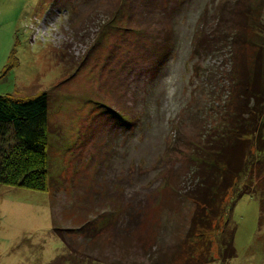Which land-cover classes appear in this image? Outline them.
Here are the masks:
<instances>
[{
    "label": "rangeland",
    "instance_id": "rangeland-1",
    "mask_svg": "<svg viewBox=\"0 0 264 264\" xmlns=\"http://www.w3.org/2000/svg\"><path fill=\"white\" fill-rule=\"evenodd\" d=\"M262 32L264 0H0V94L48 98L46 189L0 184V264H264L257 130L201 226L189 192Z\"/></svg>",
    "mask_w": 264,
    "mask_h": 264
},
{
    "label": "trees",
    "instance_id": "trees-1",
    "mask_svg": "<svg viewBox=\"0 0 264 264\" xmlns=\"http://www.w3.org/2000/svg\"><path fill=\"white\" fill-rule=\"evenodd\" d=\"M262 54L261 47L260 55ZM16 65L17 59L12 52L6 69L9 70ZM241 84L243 101L240 103V114L236 123L231 126L234 138H229L230 134L226 133V140L224 141L222 137L215 149L213 147L204 149L205 156L201 158V162L209 170L204 172L199 188L189 191L190 198L195 203L191 221L194 223L197 220L200 226L206 221L208 211L218 214L219 205H223L227 191L233 187L236 178L246 170L248 150L252 148L249 136L253 135L255 130L258 134L253 151L264 150V137L261 134L264 69L261 63L255 60L252 72L246 73V78ZM47 127L48 98L45 91L28 97L0 94V184L35 190L46 189ZM10 129L14 141L7 144L3 135Z\"/></svg>",
    "mask_w": 264,
    "mask_h": 264
}]
</instances>
